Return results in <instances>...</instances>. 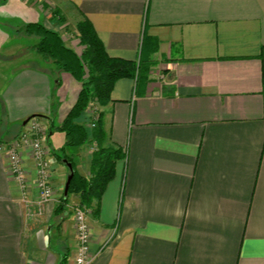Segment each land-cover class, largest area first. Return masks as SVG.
Instances as JSON below:
<instances>
[{
  "label": "crops",
  "instance_id": "obj_1",
  "mask_svg": "<svg viewBox=\"0 0 264 264\" xmlns=\"http://www.w3.org/2000/svg\"><path fill=\"white\" fill-rule=\"evenodd\" d=\"M46 1L87 19L109 56L143 52L150 64L147 77L117 81L100 108L104 146L125 159L87 215L90 264H264V0ZM43 8L0 0V19L24 26ZM9 41L0 26V54ZM62 75L55 85L47 68L23 66L1 90L0 142L34 115L48 128L53 197L39 203L28 150L25 192L0 153V264H58L65 253L75 264L78 196L54 215L69 171L49 123H61L80 89ZM88 148L69 155L86 176Z\"/></svg>",
  "mask_w": 264,
  "mask_h": 264
},
{
  "label": "trees",
  "instance_id": "obj_2",
  "mask_svg": "<svg viewBox=\"0 0 264 264\" xmlns=\"http://www.w3.org/2000/svg\"><path fill=\"white\" fill-rule=\"evenodd\" d=\"M58 13L56 10L52 12L54 15ZM19 32L36 38L30 50L52 71L69 74L80 84L76 101L61 123H49L50 131L61 132L65 138L63 146L59 149L60 154L56 153L57 158L71 162L74 170L68 195L59 199L54 215L58 216L64 212L71 195L78 196L80 208L95 214L107 184L115 176L117 163L125 159V151L121 148L104 146L106 133L100 108L111 102L110 94L117 81H139L142 77H147L146 72L150 64L142 57L143 52H140L138 59L134 61L109 56L93 26L85 18L76 24L74 37L79 51L76 46H68L62 34L40 22L28 23L22 26ZM144 40L143 46L146 48L149 38L145 36ZM142 50L144 49L141 48ZM92 112H95L96 120H91ZM37 117L41 116L34 115L28 120ZM90 120L95 124L94 128H90ZM87 144H95L96 147L91 153L89 175L86 176L75 170L72 158L66 155L65 149ZM67 259L68 253H65L58 264H66Z\"/></svg>",
  "mask_w": 264,
  "mask_h": 264
},
{
  "label": "built area",
  "instance_id": "obj_3",
  "mask_svg": "<svg viewBox=\"0 0 264 264\" xmlns=\"http://www.w3.org/2000/svg\"><path fill=\"white\" fill-rule=\"evenodd\" d=\"M95 112H92L96 120ZM90 120V121H91ZM90 128L95 124L91 121ZM47 131L45 123L39 118L28 120L23 130L11 141L0 143V153L6 157V169L13 181L23 192L27 191L28 183L23 167L22 151L28 150L36 169V187L39 192V203L45 204L53 197L51 184L50 151L45 143ZM95 144L91 145V152L95 150ZM75 237L77 249L75 264H90L93 256L90 253V228L87 219L88 212L76 206L73 208Z\"/></svg>",
  "mask_w": 264,
  "mask_h": 264
},
{
  "label": "rangeland",
  "instance_id": "obj_4",
  "mask_svg": "<svg viewBox=\"0 0 264 264\" xmlns=\"http://www.w3.org/2000/svg\"><path fill=\"white\" fill-rule=\"evenodd\" d=\"M35 0H31V3ZM40 5H46L48 12L37 10V22H40L46 25L47 28L53 29L64 36V40L68 43L69 46H76V50L79 51L80 48L77 44V41L74 37L76 34V24L77 22L81 21L80 16H78L75 12L70 10H66L64 14H62L58 9H52L51 3L46 0H37ZM56 10L59 13L56 15L52 14V11ZM46 13V14H45ZM47 13L49 19H47ZM0 26L3 27L7 32L10 34V41L7 45V49H5L2 54H0V97H1V90L4 85L8 82L10 77H13L14 72H16L20 67L23 66H35V67H44L47 68L50 75H52L53 83L56 85L55 81H62L61 77L63 76L62 73L52 71L46 63L35 53L30 50V47L36 42L35 37L26 36L22 32H19V29L23 26V24H16V22L9 21L7 19L3 22L0 19ZM19 28V29H17ZM17 29V30H16ZM39 58V59H38ZM138 59V58H137ZM2 105L0 99V125H3L4 118L2 113ZM56 120V119H55ZM57 120L55 122V125ZM46 127V125H45ZM14 126L8 127L10 130H14ZM48 128L46 127V131ZM1 134L0 137H2ZM10 134H6L9 136ZM3 136V138H6ZM65 141L64 134L61 132H56L53 130V134L49 137V142L54 151L60 154L59 149L63 146ZM3 143V142H0ZM90 151L91 148H88ZM78 152V147H67L65 149V153L67 156L75 155ZM76 156V155H75ZM76 158V157H75Z\"/></svg>",
  "mask_w": 264,
  "mask_h": 264
},
{
  "label": "water",
  "instance_id": "obj_5",
  "mask_svg": "<svg viewBox=\"0 0 264 264\" xmlns=\"http://www.w3.org/2000/svg\"><path fill=\"white\" fill-rule=\"evenodd\" d=\"M28 121V118L23 122V125L26 124V122ZM64 163L66 164L67 168H68V171H69V174L66 178V183H65V186H64V191H63V194H64V197H66L68 195V189H69V186H70V182L74 176V170H73V166H72V163L69 162L68 160H63Z\"/></svg>",
  "mask_w": 264,
  "mask_h": 264
}]
</instances>
